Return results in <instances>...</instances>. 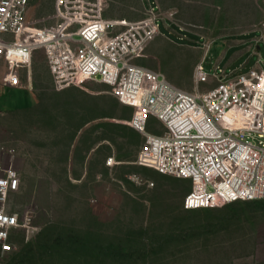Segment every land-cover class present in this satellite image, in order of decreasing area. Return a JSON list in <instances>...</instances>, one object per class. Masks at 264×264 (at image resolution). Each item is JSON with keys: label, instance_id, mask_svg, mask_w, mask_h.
Returning a JSON list of instances; mask_svg holds the SVG:
<instances>
[{"label": "rangeland", "instance_id": "obj_1", "mask_svg": "<svg viewBox=\"0 0 264 264\" xmlns=\"http://www.w3.org/2000/svg\"><path fill=\"white\" fill-rule=\"evenodd\" d=\"M29 2L28 26L57 24L56 0ZM149 4L160 18V35L137 65L176 79L189 93L198 90L199 53L205 73L218 69L226 80L264 68V0H105L104 18L142 21ZM171 23L202 36L186 33L184 43L193 38L198 49L168 41L177 39L169 36L167 27L177 30ZM204 41L207 50L200 47ZM6 72L0 63V165L12 163L20 180L8 211L32 220L28 232L14 234L0 264H264V200L183 212L190 183L136 165L143 138L127 126L134 110L120 105L111 89L88 82L57 93L42 52L29 70H19L17 89L23 90L2 84ZM119 154L128 155L130 166L107 170L104 162H117ZM84 159L88 179L68 183L66 176H78Z\"/></svg>", "mask_w": 264, "mask_h": 264}, {"label": "built area", "instance_id": "obj_2", "mask_svg": "<svg viewBox=\"0 0 264 264\" xmlns=\"http://www.w3.org/2000/svg\"><path fill=\"white\" fill-rule=\"evenodd\" d=\"M29 3L0 0L5 87L19 88V70H29L34 56L42 52L55 90L88 82L104 84L121 105L134 110L127 126L143 138L137 164L189 182L185 210L264 200L263 67L226 80L223 71L206 74L200 62L194 69L198 90L189 93L162 74L136 64L160 35V18L152 5L146 9V19L124 22L104 18L105 0H56L57 24L36 29L25 21ZM259 30L264 43V21ZM211 80L215 87L199 90ZM151 119L160 128L152 127ZM161 129L163 134H159ZM7 153L13 156V151ZM114 165L112 157L105 161L106 167ZM19 186L13 164L0 165L2 254L12 250L11 233L31 229L30 216L19 220L8 211V198Z\"/></svg>", "mask_w": 264, "mask_h": 264}, {"label": "crops", "instance_id": "obj_3", "mask_svg": "<svg viewBox=\"0 0 264 264\" xmlns=\"http://www.w3.org/2000/svg\"><path fill=\"white\" fill-rule=\"evenodd\" d=\"M167 29L169 30V36H177V38L178 39H183L184 40V42L188 39L187 38V34H186V32H179V34H177V30H173L172 29V27H167ZM163 37V36H162ZM168 37V36H167ZM167 37H165V38H167ZM234 37V36H233ZM233 37H231V38H233ZM231 38H228V39H231ZM191 39V38H190ZM227 39V40H228ZM167 40H168V38H167ZM191 40H193L194 41V39L192 38ZM169 41V40H168ZM193 41H191L190 43H187V44H190V45H192L193 44ZM232 42V43H231ZM227 43H229L230 45L231 44H233V43H237L236 41H231V40H229V41H227ZM209 46H210V43H207V42H205L204 41V44L203 45H200V47H202V48H204L205 50H207L208 48H209ZM200 50V49H199ZM256 50H258V48H256ZM199 60H200V53H199V56H198V60H197V64L198 63H200L199 62ZM0 63H3L4 65H5V63L2 61V60H0ZM6 66V65H5ZM260 66V65H259ZM260 68V67H259ZM254 69H257V68H254ZM218 70V69H217ZM253 70V69H252ZM220 71V70H219ZM4 76V75H3ZM2 76V77H3ZM171 82L174 84V85H176V86H181V83L179 82V81H176V79L174 80H171ZM86 84V83H85ZM213 84H215V82L213 81V80H211L210 81V83L208 84L209 86H210V88H208V90L209 89H211V88H213V87H215L216 86V84L213 86ZM23 88V87H22ZM16 89L15 91H19V90H23V89ZM197 88V87H196ZM207 91V90H206ZM68 165H71L70 163L68 164ZM87 160H83V162H82V172L78 175V177H76V176H74L73 174H71V173H69L68 174V180H69V182L70 181H73V180H75L76 182H79V183H81L82 181H86L87 179H88V177H89V175H88V169H87ZM121 165H123V164H118L117 163V166L116 167H119V166H121ZM109 168V167H108ZM71 177V178H70ZM170 178H172V177H170ZM174 181H175V179L174 178H172ZM182 183L183 184H185V181H182ZM187 183V182H186ZM183 203V202H182Z\"/></svg>", "mask_w": 264, "mask_h": 264}, {"label": "trees", "instance_id": "obj_4", "mask_svg": "<svg viewBox=\"0 0 264 264\" xmlns=\"http://www.w3.org/2000/svg\"><path fill=\"white\" fill-rule=\"evenodd\" d=\"M101 85H103V86H106V85H104V84H101ZM108 87V86H107ZM71 87H69V88H66V89H64V90H62V91H57V90H55L57 93H61V95H67V94H69V89H70ZM109 89H110V87H108ZM117 100V99H116ZM119 103V102H118ZM120 104V103H119ZM121 105V104H120ZM122 106H124V105H122ZM127 107V106H126ZM94 119H95V117H94ZM93 120V119H92ZM91 123V121H89V122H85L84 124H82V126H81V128L83 127V126H86L87 124H90ZM130 128V127H129ZM131 129V128H130ZM132 131H134L133 129H131ZM134 132H136V131H134ZM137 133V132H136ZM138 135H140L139 133H137ZM141 136V135H140ZM142 137V136H141ZM140 151V150H139ZM97 151L95 150V153H96ZM139 153V152H138ZM67 156H68V154H67ZM128 155H122V154H119V155H117V157H116V159H117V162L115 161V157H112L113 159H114V161H115V165L112 167V169L113 168H115L116 166H117V163L118 164H123V165H125V164H127V165H129L130 163L129 162H131L130 160H129V157H127ZM137 157H138V154H137V156H136V165L138 166V167H140V168H142V169H145V170H151V169H148V168H145V167H142V166H139L138 164H137ZM111 158V157H110ZM122 166V165H121ZM130 166V165H129ZM104 167L105 168H107V170H109L110 168H108V167H106L105 166V162H104ZM151 171H154V170H151ZM155 172V171H154ZM155 173H157V172H155ZM158 174V173H157ZM158 175H160V174H158ZM160 176H164V175H160ZM76 177H78V176H76ZM169 177V176H168ZM66 180H67V182L69 183V180H68V176H66ZM173 178V177H172ZM175 179V181H177V182H181L182 183V180H179V179H176V178H174ZM185 185H187L188 186V183H186L185 182ZM19 189H20V186H19ZM19 191V190H18ZM189 191H190V188H189ZM189 191L186 193V195L189 193ZM185 195V196H186ZM185 198V197H184ZM184 201V200H183ZM256 201V200H255ZM239 202H241V201H239ZM247 202H252V201H247ZM235 203H238V202H235ZM231 204H234V203H231ZM181 208H182V210H183V212H195V211H200V210H208V209H199V210H185L184 208H183V203H182V205H181ZM18 231H20V230H15L13 233H11V238H10V241H11V244H12V247H13V236H14V234L16 233V232H18ZM12 251V250H11ZM10 251V252H11ZM10 252H8V253H10ZM8 253H4V254H8ZM0 254H2L1 252H0ZM4 254H2V255H4Z\"/></svg>", "mask_w": 264, "mask_h": 264}, {"label": "flooded vegetation", "instance_id": "obj_5", "mask_svg": "<svg viewBox=\"0 0 264 264\" xmlns=\"http://www.w3.org/2000/svg\"><path fill=\"white\" fill-rule=\"evenodd\" d=\"M172 24V26H174V27H177V34H179V32L181 31V32H186V33H188V34H191L192 36H194V37H199V38H201L202 39V36H200V35H198V34H195V33H193V32H190V31H188V30H184V29H182V28H180L178 25H176V24H174V23H171ZM173 45H175V46H178V47H187V48H193V49H198V46H197V42L194 40L193 41V44L192 45H190V44H188V45H186L185 43H184V40L183 39H172V38H170V39H168Z\"/></svg>", "mask_w": 264, "mask_h": 264}]
</instances>
